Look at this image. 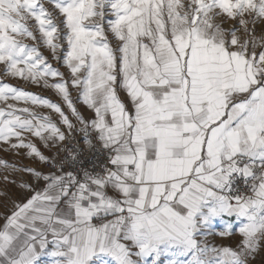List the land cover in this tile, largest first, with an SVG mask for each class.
<instances>
[{
    "label": "snow or ice",
    "instance_id": "snow-or-ice-1",
    "mask_svg": "<svg viewBox=\"0 0 264 264\" xmlns=\"http://www.w3.org/2000/svg\"><path fill=\"white\" fill-rule=\"evenodd\" d=\"M258 24L264 0H0V143L56 169L0 159V171L46 182H19L34 194L4 217L0 264H34L49 244L55 264H249L264 241ZM6 78L53 90L89 149L95 132L106 163L84 168L36 111L57 114L71 136L61 105ZM70 87L94 119L77 111ZM25 134L68 154L49 158ZM236 234L235 249L211 241Z\"/></svg>",
    "mask_w": 264,
    "mask_h": 264
},
{
    "label": "rangeland",
    "instance_id": "rangeland-1",
    "mask_svg": "<svg viewBox=\"0 0 264 264\" xmlns=\"http://www.w3.org/2000/svg\"><path fill=\"white\" fill-rule=\"evenodd\" d=\"M46 6H48V5H46ZM48 7H50V6H48ZM223 26L225 28L230 27L229 24H224ZM256 30H257L258 34L262 31H264V24H258L256 26ZM109 38H110L113 46H116L117 41H115L111 37V34H109ZM28 43H31V41H28ZM65 47H66V45H65ZM41 51L49 59V61L52 62L54 67H56L60 71H62L63 66H64L62 64V61L56 62V61L52 60L51 53L46 48L41 47ZM2 67L3 66H0V71H2ZM64 77H65V79L67 78L65 74H64ZM17 80H19V79L6 78V79H4V82H7V83L12 84L16 87L23 88L26 91H30L34 94L40 95L44 98H47L46 95L44 94V88L43 87H38L36 85L26 84L22 80H19L20 82L18 83V82H16ZM13 82H16V84ZM72 99H73V102H75V100H76L75 95H72ZM51 101L61 105L59 100H51ZM20 106L23 107L24 105L21 104ZM37 111L39 113H42V114H46V113L49 114L51 112L49 109L45 110L44 108H38ZM53 114H55V113H53ZM25 135L27 136L28 139H30L37 146L34 139L31 138L30 134H25ZM37 148H38V146H37ZM5 149H8V150L5 151ZM26 152H27L26 149H18V150L13 151V150L9 149L8 145L0 143V159H3L10 164L15 163V164H17V166L33 168L32 165L30 164V161L33 158L34 159H37V158H35V157L28 158L26 156ZM41 168H42V164L40 163V167H37L35 169L40 171ZM6 174L10 176L11 180H16L17 183L16 184L5 183L3 180V176ZM29 180L33 181L31 175H29L27 173L9 174V173H5V172L0 171V192L6 194V195H0V227H2L3 224L6 222L4 217L11 215V211L13 210V203H12L13 201L21 203V204L25 203V201H26L25 197L29 194V191H25V190L20 189L18 187V184L21 181H26L29 183ZM37 182H34V184H32V185L36 186L38 184ZM16 191L20 192V194H21L20 198L16 197V195H15ZM240 240H241V237L238 239V241L240 242ZM52 248H53V244H49L45 248V250H46V252H48V250H50ZM44 264H54V263H50L48 261L47 263H44ZM249 264H254V262L249 261ZM255 264H264V241H262V247L260 248V250L255 254Z\"/></svg>",
    "mask_w": 264,
    "mask_h": 264
},
{
    "label": "crops",
    "instance_id": "crops-1",
    "mask_svg": "<svg viewBox=\"0 0 264 264\" xmlns=\"http://www.w3.org/2000/svg\"><path fill=\"white\" fill-rule=\"evenodd\" d=\"M61 72L66 75V77H67L66 79L67 80H69V81L71 80L70 71L65 66H63V69H62ZM16 82L19 83L20 81L17 80ZM16 82H13V83L16 84ZM69 90H70L72 95H75V99H76L75 102H74L75 107H76L77 111L81 114V116L84 118V120L85 121H91L92 119H94V113L90 109H88L87 106L84 105L79 100L77 90L76 89H72L71 87L69 88ZM44 94L50 100H59V102L61 103L62 110L65 112L66 115H68V117L71 120V122L75 125V129L73 130L72 135L68 136V130L65 128L64 125H62L60 123L59 116L57 114H53L51 112L49 114L46 113V115H50L51 116V119L53 120V122H55L57 124V126L60 127L61 130L65 132V135L68 137L63 143H65L67 140H69L70 138H72L74 136L81 138L84 141V143H85V133L83 131H80L81 125L75 119V117L72 116L70 110L64 105V103L60 99V97L51 89H44ZM118 95H119L120 99L122 100V102H124L126 104V106L128 107V110L131 111L132 110V105H131V102H130L126 92L123 91L122 89L118 88ZM37 110L38 109H36V111ZM45 110H47V109H45ZM88 136H92L96 141H98L95 132L91 131V129H89V135ZM31 138L34 139L35 143L38 146V149L41 151L42 154H44L45 156H47L49 158H52L54 156V154H55V152L57 151L58 148L57 147H53L51 145V142L49 143V147L46 148L44 146V144L38 138H35V137H32V136H31ZM30 164L32 165L33 168L40 167V163H39L38 159H34V158L31 159ZM40 171L42 173H49L48 171L44 170L43 167L40 169ZM33 181L29 180V184L32 185V184H34V182H37V181H34V182ZM37 183L38 184L36 186L32 185V187L34 186L33 188H35L37 190H42L46 186V182L43 181V180H40ZM33 194H34L33 192H29V194L25 197V199L27 200ZM15 195H16V197L20 198L21 194H20L19 191H16ZM109 195H114V193H112L111 190H109ZM239 238H240L239 234H236V235H233L231 238H227V239H222L220 237H212L211 241L213 243H215L216 245H218V246H220V245L230 246V247L235 249L237 247V245L239 244V241H238ZM53 250H54V246H53L52 249L48 250V252H46V250L44 249L42 251V253L39 255L38 259L34 261V264H44V263H47L48 261L50 263H54L55 264L56 258H54V257H52L50 255V253ZM249 261H252L255 264V258L254 259H250ZM90 264H92V262H90Z\"/></svg>",
    "mask_w": 264,
    "mask_h": 264
},
{
    "label": "built area",
    "instance_id": "built-area-1",
    "mask_svg": "<svg viewBox=\"0 0 264 264\" xmlns=\"http://www.w3.org/2000/svg\"><path fill=\"white\" fill-rule=\"evenodd\" d=\"M88 139L92 141L94 148L89 149L88 146L84 143V141L76 136L70 138L65 143H63V146L69 151L78 150L80 153L78 158L81 161L82 166L86 169L97 171L99 170L98 167L93 168V166L106 163V155L98 141H96L92 136H88ZM57 154L59 159H63L68 153L67 151L60 152L59 149H57L54 156H56ZM42 167L44 170L48 172L56 171V169L52 168L50 164H42ZM69 170H74V169L68 166L64 168L65 172Z\"/></svg>",
    "mask_w": 264,
    "mask_h": 264
}]
</instances>
